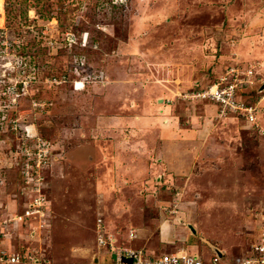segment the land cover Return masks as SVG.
Wrapping results in <instances>:
<instances>
[{
    "label": "rangeland",
    "instance_id": "obj_1",
    "mask_svg": "<svg viewBox=\"0 0 264 264\" xmlns=\"http://www.w3.org/2000/svg\"><path fill=\"white\" fill-rule=\"evenodd\" d=\"M0 5V251L264 245V0Z\"/></svg>",
    "mask_w": 264,
    "mask_h": 264
},
{
    "label": "built area",
    "instance_id": "obj_2",
    "mask_svg": "<svg viewBox=\"0 0 264 264\" xmlns=\"http://www.w3.org/2000/svg\"><path fill=\"white\" fill-rule=\"evenodd\" d=\"M224 95H221L218 100H222L225 103ZM229 100V98H228ZM253 110V108H252ZM39 203L38 201H36ZM34 205L29 203L25 210L17 217L20 220H27L28 218L35 215L36 209L32 210ZM101 226H98V246L109 245L112 251V261L103 262L98 257H95L92 264H264V245L259 241V245H253L252 249L246 254L234 257L232 260H225L221 258L216 252L214 256L209 259L204 258L201 255L193 254L187 251H181L178 253H169L159 258L149 257L144 249H116L113 245L112 235H108L109 240H103L101 233ZM130 239H136L137 233L132 230L129 233ZM264 242V239H263ZM114 255L116 258H114ZM125 259H131L130 261H124ZM0 264H39L33 255L23 257L19 252L9 253L7 251H0Z\"/></svg>",
    "mask_w": 264,
    "mask_h": 264
},
{
    "label": "crops",
    "instance_id": "obj_3",
    "mask_svg": "<svg viewBox=\"0 0 264 264\" xmlns=\"http://www.w3.org/2000/svg\"><path fill=\"white\" fill-rule=\"evenodd\" d=\"M262 119V115L261 116H257V119H256V121H254L255 122V124H257V125H259V127H263V125L261 124V123H259V120H261ZM133 230V229H132ZM131 231V230H130ZM137 237H138V234H137ZM132 240V239H131ZM211 249H212V251H214V252H217V250L218 249H216L215 247H212L211 246ZM210 249V250H211ZM221 252H223V251H221V250H219V252L218 253H221ZM153 254V253H152ZM151 254V255H152ZM194 254V253H193ZM201 256H203L204 258H206V259H209L210 257H212V255L214 254V253H208V254H201V253H199ZM153 255H156V254H153Z\"/></svg>",
    "mask_w": 264,
    "mask_h": 264
},
{
    "label": "bare ground",
    "instance_id": "obj_4",
    "mask_svg": "<svg viewBox=\"0 0 264 264\" xmlns=\"http://www.w3.org/2000/svg\"><path fill=\"white\" fill-rule=\"evenodd\" d=\"M2 6L0 5V9H2L1 8ZM2 26V18H0V27ZM78 88H80V87H78ZM71 208H73V207H71ZM69 211H71V210H69ZM78 211V210H77ZM72 213V212H71ZM74 216V215H73ZM112 217V216H111ZM66 238V237H65ZM77 238V237H76ZM72 239V238H71ZM70 239V240H71ZM68 240V239H67ZM64 241V240H63ZM91 243V242H90Z\"/></svg>",
    "mask_w": 264,
    "mask_h": 264
},
{
    "label": "water",
    "instance_id": "obj_5",
    "mask_svg": "<svg viewBox=\"0 0 264 264\" xmlns=\"http://www.w3.org/2000/svg\"><path fill=\"white\" fill-rule=\"evenodd\" d=\"M219 252V250H217V253ZM219 255H221V253H218ZM124 261H130L131 262V259H125L123 258Z\"/></svg>",
    "mask_w": 264,
    "mask_h": 264
},
{
    "label": "clouds",
    "instance_id": "obj_6",
    "mask_svg": "<svg viewBox=\"0 0 264 264\" xmlns=\"http://www.w3.org/2000/svg\"><path fill=\"white\" fill-rule=\"evenodd\" d=\"M130 238V237H129ZM133 240V239H132ZM111 253H112V251H111ZM217 253V252H216ZM218 254V253H217ZM114 258H116V256L114 255Z\"/></svg>",
    "mask_w": 264,
    "mask_h": 264
}]
</instances>
